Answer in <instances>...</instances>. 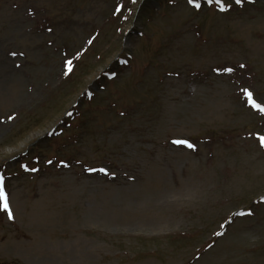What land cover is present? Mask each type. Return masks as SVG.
<instances>
[{
  "label": "rangeland",
  "instance_id": "1",
  "mask_svg": "<svg viewBox=\"0 0 264 264\" xmlns=\"http://www.w3.org/2000/svg\"><path fill=\"white\" fill-rule=\"evenodd\" d=\"M0 1V171L13 175L0 264H264V117L242 89L264 102V0L225 13L187 0ZM42 9H67L70 28L47 31ZM67 44L68 56L81 49L67 57ZM127 50L130 64L98 80ZM225 64L233 77L211 69ZM88 86L70 163L17 165L74 140L43 137ZM239 208L251 210L232 220Z\"/></svg>",
  "mask_w": 264,
  "mask_h": 264
},
{
  "label": "snow or ice",
  "instance_id": "2",
  "mask_svg": "<svg viewBox=\"0 0 264 264\" xmlns=\"http://www.w3.org/2000/svg\"><path fill=\"white\" fill-rule=\"evenodd\" d=\"M209 3L212 2V0H208ZM219 2V0H218ZM237 3H240L241 0H236ZM189 3H195V0H189ZM200 5L198 3H196V7L198 8ZM69 64H71V61L68 62ZM228 71H231V69H228ZM248 97H249V101L252 104L253 107H255L256 109L260 110V111H264V107H262L260 104H258L255 100L251 99L252 97V93L248 92L247 93ZM261 140V146H264V137H260ZM177 143H185L188 144V141H177ZM190 147L192 145H189ZM101 171H104V169H101ZM3 177H0V206L3 207V209L8 213L9 218H12V213L10 211L9 208V203H8V195L6 193V191L4 190L3 187Z\"/></svg>",
  "mask_w": 264,
  "mask_h": 264
}]
</instances>
